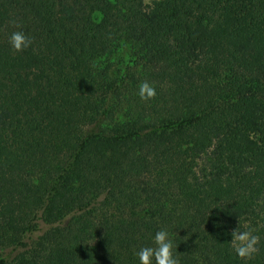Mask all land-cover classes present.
<instances>
[{"label": "trees", "instance_id": "16d2710c", "mask_svg": "<svg viewBox=\"0 0 264 264\" xmlns=\"http://www.w3.org/2000/svg\"><path fill=\"white\" fill-rule=\"evenodd\" d=\"M147 1L0 0V264H264V0Z\"/></svg>", "mask_w": 264, "mask_h": 264}, {"label": "clouds", "instance_id": "9594fccd", "mask_svg": "<svg viewBox=\"0 0 264 264\" xmlns=\"http://www.w3.org/2000/svg\"><path fill=\"white\" fill-rule=\"evenodd\" d=\"M9 43L13 50L21 51L31 44V38L23 31H13L10 34ZM155 89L147 82L138 86L140 99H151L155 96ZM231 245L236 256L242 260H250L258 251L260 237L254 234L252 229L241 230L240 226L230 233ZM174 241L165 227L157 230L152 238V244L142 246L135 253L138 264H179L174 255Z\"/></svg>", "mask_w": 264, "mask_h": 264}, {"label": "rangeland", "instance_id": "374dc122", "mask_svg": "<svg viewBox=\"0 0 264 264\" xmlns=\"http://www.w3.org/2000/svg\"><path fill=\"white\" fill-rule=\"evenodd\" d=\"M154 0H148L147 3L148 4H152Z\"/></svg>", "mask_w": 264, "mask_h": 264}]
</instances>
